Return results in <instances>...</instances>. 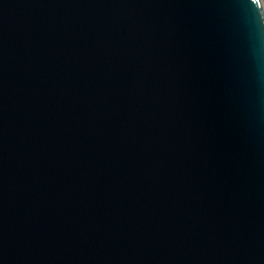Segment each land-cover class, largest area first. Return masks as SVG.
<instances>
[{
  "label": "water",
  "instance_id": "water-1",
  "mask_svg": "<svg viewBox=\"0 0 264 264\" xmlns=\"http://www.w3.org/2000/svg\"><path fill=\"white\" fill-rule=\"evenodd\" d=\"M0 264H264L261 0H0Z\"/></svg>",
  "mask_w": 264,
  "mask_h": 264
},
{
  "label": "rangeland",
  "instance_id": "rangeland-1",
  "mask_svg": "<svg viewBox=\"0 0 264 264\" xmlns=\"http://www.w3.org/2000/svg\"><path fill=\"white\" fill-rule=\"evenodd\" d=\"M262 6H263V10H264V0H261Z\"/></svg>",
  "mask_w": 264,
  "mask_h": 264
},
{
  "label": "snow or ice",
  "instance_id": "snow-or-ice-1",
  "mask_svg": "<svg viewBox=\"0 0 264 264\" xmlns=\"http://www.w3.org/2000/svg\"><path fill=\"white\" fill-rule=\"evenodd\" d=\"M253 3H257V0H252Z\"/></svg>",
  "mask_w": 264,
  "mask_h": 264
}]
</instances>
